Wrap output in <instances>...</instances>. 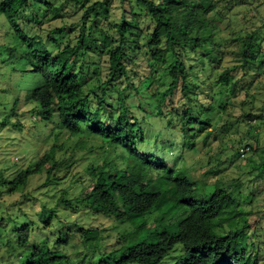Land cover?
Segmentation results:
<instances>
[{
  "label": "trees",
  "instance_id": "1",
  "mask_svg": "<svg viewBox=\"0 0 264 264\" xmlns=\"http://www.w3.org/2000/svg\"><path fill=\"white\" fill-rule=\"evenodd\" d=\"M65 2L0 0V30L9 27L14 41L11 46L0 45V82L27 77L34 85L37 80L34 88L26 86L23 101L33 105L39 123L59 125L66 138L99 137L119 149L124 160L153 172L158 190H150L142 176L123 181L115 174L104 178L92 166L89 200L71 199L63 189L55 205H40V212L75 205L86 216L136 226L154 210L163 191L173 205V218L149 229L143 240L131 235L128 245L119 246L117 257L100 255L92 258V264H160L177 245L182 253L172 264H258L250 252L257 231L252 224L255 215L242 202L245 193L253 200L254 190L246 188L241 177L233 185L210 189L205 181L191 180L181 164L187 150L197 149L201 134H206L202 143L209 145L210 136L219 133L224 159L216 160L217 171L208 174L226 170L240 158L241 150L248 149L238 168L247 183L264 182V0ZM66 6L82 10L79 22L71 25L77 31L74 44L62 43L64 27L51 31L42 27L49 15L61 17ZM115 10L118 19L102 28ZM157 65L164 66L168 81L162 91L154 77ZM19 89L13 87L12 109L1 121L4 127L12 124L13 116L17 119L12 126L20 127ZM238 95L243 96L241 101ZM237 106L241 113L236 123H245L244 130L241 124L231 126L229 120L230 109ZM153 120L158 129L151 128ZM227 128H233V138L226 134ZM143 147H151L155 158L141 153ZM55 150L54 145L43 149L32 166L14 174L0 169V200L24 191L51 159L54 164L44 172L45 182L60 185L63 176L54 160ZM0 213V250L5 246L19 250L15 262L20 257V264H60L57 243L63 241L56 239L52 247L53 237L33 243L30 224L12 221L13 226L5 228L4 221L11 218ZM260 215L264 222V210ZM78 230L92 252H99L100 242L115 234L92 225Z\"/></svg>",
  "mask_w": 264,
  "mask_h": 264
},
{
  "label": "rangeland",
  "instance_id": "2",
  "mask_svg": "<svg viewBox=\"0 0 264 264\" xmlns=\"http://www.w3.org/2000/svg\"><path fill=\"white\" fill-rule=\"evenodd\" d=\"M65 1L66 0H55V3H67ZM80 2H85V0H80ZM71 3L69 2V4ZM87 3L91 5L93 1H88ZM66 7L67 8L62 11L61 17L53 18V15H49L48 18L44 20L42 27L48 31L57 27H64L65 30L62 43H69L68 41L71 40V44H74V37L77 35V31L74 32L75 27L71 28V25L79 22L82 10L74 11L68 6ZM118 15V10L114 12L110 11L108 20L101 23V27L107 29L114 19H118ZM13 43L14 41L9 27L4 26L0 30V45L4 44L11 46ZM202 65L207 68V61L203 60ZM163 68L164 66L161 65L154 67V77L160 91L164 90L168 85ZM16 80L11 81V83L5 81L0 82V103H5V106H0V169L5 170L6 174H14L18 168L32 166L43 149L54 145L56 146L55 154H53L54 160L55 163L59 164L61 167V172L59 174L63 176V179L60 185L55 187L45 182L44 172L47 167L54 164L51 159L49 164L43 168L42 174L30 178L28 187L24 191H19L12 197H3V199L7 200H0V212L4 211V213L10 215L11 218L10 221H4L5 228L9 225L13 226V223H11L12 221L15 222L16 225L23 226L24 224H30L32 226L30 237L33 243H40L42 239L53 237L52 240L49 241V245L52 247L56 239L63 241L57 243V247H59L58 250H60L58 252L61 257L60 264H92V258L94 257V260H96L100 255L106 258L111 256L117 257L119 246L128 245L131 235L138 234L139 239L143 240L148 236L149 229L157 225H165L173 218V205L168 202V195L163 191V195L157 202L154 210L150 214H147L136 226L129 221L123 225L119 222L111 221V219L105 220L101 217L86 216L85 210L75 205L68 209L58 208L52 213L48 212L44 214L40 212V205L52 208L56 203L55 200L63 189L68 190L71 194V199L79 197L83 200H89L92 182L88 169L92 166H97L99 171L103 173L104 178L110 174H115L118 176L119 180L123 181L136 179L142 176L144 182H147L150 187L149 189L152 191H156L157 189L153 185L155 174L148 169L142 171L140 168L130 163V161L124 160L125 156L122 155L119 149L110 147L99 137L82 134L73 138H66L61 130H59V125L48 124L44 126L39 123L33 113V105L25 104L23 101L25 89L27 88L26 86L31 85L30 89L34 88L37 85V80L34 85L33 81L31 82V78L30 80L27 77ZM15 85L20 86L19 93L17 94H19L21 104L18 107L17 113L20 117L18 119L21 124L20 127H13L12 124L15 123L17 119L13 116L11 119L12 124L4 127L1 121L3 117L10 112V109H12V91ZM2 89H5V91ZM14 95H16L15 92ZM242 97V95H238L237 101H241V99H243ZM247 107L249 106L247 105L245 110L248 109ZM230 112L232 113V116L229 118L231 126L235 127L241 124L240 120L236 123V118L239 117L241 113L240 108L237 106L235 109H230ZM230 112L228 111V113ZM97 116L98 113L94 112L92 114V119L95 121ZM224 118L227 119L228 116L224 114ZM153 122L151 128L158 129L159 123H156V120H153ZM252 124L254 125L255 123L252 122ZM227 129L226 134L229 138H233L235 135L233 128ZM241 129H246L245 123L241 124ZM205 136V133L201 134L199 140L196 141L197 149L186 151L185 161L181 165H184L183 169H186L185 172L191 180H197L199 182L205 181L210 186V189L225 185L228 186L229 184L233 185L234 182L241 177L246 183L245 187L247 188V186H249L252 188L251 191L254 190V194L256 195L255 198L252 200L248 193H245L246 195L242 196V202L244 209L246 211H253L255 215V220H253L252 224L254 223L257 231L256 236L251 240L253 244L250 247V252L253 256H257L259 260L258 264H264V222L260 218L262 217L260 215L261 211L264 210V182L247 183L248 178L238 168L237 164L246 157V154L243 153H247L248 149L241 150L240 158H238V160L235 158L236 160L230 164L226 170L219 172L217 175L215 173L208 174L211 171H217L216 160L219 161L220 159H224V156L221 155L224 140L223 135L217 133L215 137L210 136L212 139H209V145H204L202 141ZM147 138L153 139V135H147ZM251 147H254L253 143ZM140 151L149 159L155 158L151 147H143ZM24 194H26L25 197H23ZM1 215L0 213V216ZM46 222H48V224H45ZM90 225H92L94 229L106 227L108 232H111V235L115 233L113 236H109V238H105L100 242L98 246L99 252H92L87 249L82 239L77 235L80 234V232H78L80 227H88ZM106 234L108 235L107 232L103 235L107 236ZM153 239L154 238H150V240ZM18 253L19 250H12L5 246L0 250V264L14 263L15 256ZM181 253V246L177 245L175 250L166 256L160 264L174 263L180 257ZM22 261L23 259L19 257L15 263L20 264Z\"/></svg>",
  "mask_w": 264,
  "mask_h": 264
}]
</instances>
